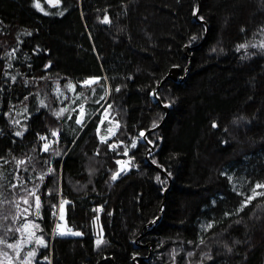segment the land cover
Instances as JSON below:
<instances>
[{
	"label": "trees",
	"instance_id": "1",
	"mask_svg": "<svg viewBox=\"0 0 264 264\" xmlns=\"http://www.w3.org/2000/svg\"><path fill=\"white\" fill-rule=\"evenodd\" d=\"M58 1L39 0L42 12L36 0H0V238L18 237L23 215L13 219L15 204L20 214L28 207L23 189L38 184L43 233L52 231L62 193L73 202L68 227L82 235L49 242V259L43 249L35 264H264V195L236 211L264 184V0ZM243 43L247 49L238 51ZM174 68L184 80L158 90ZM89 77L102 78L95 95L79 83ZM107 101L120 123L117 150L97 136L96 114ZM81 104L90 120L84 131L74 123ZM54 129L59 143L44 152L40 136L56 139ZM129 157L131 171L113 180L116 161ZM49 167L54 171L40 182ZM157 167L171 173L166 196L169 180ZM229 171L243 189H234ZM203 221L212 223L208 231Z\"/></svg>",
	"mask_w": 264,
	"mask_h": 264
},
{
	"label": "snow or ice",
	"instance_id": "2",
	"mask_svg": "<svg viewBox=\"0 0 264 264\" xmlns=\"http://www.w3.org/2000/svg\"><path fill=\"white\" fill-rule=\"evenodd\" d=\"M49 2H51V0H49ZM35 6L37 8L40 9V11H44L43 8H40V4H39V0H36V3H35ZM47 14V13H45ZM62 14V13H61ZM200 19H203V17L201 16ZM104 21L107 22L108 21V16L105 15L104 17ZM197 37L195 35H193L191 37V40H195ZM253 47H256L257 45H252ZM261 47V49H264V41L261 42V44L259 45ZM248 47V44L247 43H243V44H240L237 46V50L239 51V49L241 48H245L247 49ZM213 51H215V49H213ZM50 66V63L49 64H46L45 65V68H48ZM7 75V73H6ZM16 78L13 76L12 77V80L14 81ZM41 79H44V77H41ZM101 78L100 77H89V78H86L85 80L83 81H80V85L81 87H86L88 89L91 90V93L92 95H95L96 94V88L92 87L93 84H97L99 82ZM106 79V78H105ZM67 87L72 90V91H75V88H76V85L72 84L71 81L68 82L67 84ZM99 87L103 90L104 92V95H107L108 94V89L105 87V85H99ZM57 91H59V89H57ZM116 91H119V87H117ZM154 96H157L158 97V93L153 90V93H152ZM80 95H83V93H80ZM104 97L101 96L100 99H103ZM25 99H27V97H25ZM99 101H97L98 103ZM40 105L43 106V107H48V105L45 103V101L43 99H41L39 101ZM171 102H169L170 104ZM108 108L111 107V105H108L107 106ZM25 112H27V107H25L24 109ZM67 111V109H60L58 112H55V115L57 116V118L60 117L61 113ZM73 111H75V109H73ZM105 112H107V109L104 110ZM85 116V108H84V105L81 104L79 106V112H78V115H77V118L75 120V123L77 124H80L81 127H83V117ZM69 119H71V117H69ZM15 123H20L19 121H15ZM100 123H103V120L100 121ZM116 124L118 125L119 122L116 121ZM157 124L156 121H153V124L152 126L155 127ZM213 127H216V124L215 122H213ZM22 127H24L26 129V125H23ZM108 133L109 134H114L113 133V129L111 127H109L107 129ZM97 132H99V128H97ZM16 136H22L23 135V132L22 131H17L15 133ZM39 135V134H37ZM51 135L53 137H55V142L58 144L59 143V130L58 129H54L51 131ZM139 136L140 137H144L145 140H147V143L148 144H152L153 141H151L150 139H148L147 137H145L144 135V130H141L140 133H139ZM40 139L45 141V143L42 145V148L41 150L42 151H48L49 150V146L50 144L53 143V141L51 140H48V138L46 136H40ZM137 137H133L131 139V148H136L137 147ZM101 141L102 142H105L107 143V138L102 136L101 137ZM119 143H124L123 141H120ZM118 145L116 143H112V144H109L108 147L109 148H116ZM128 146H125L124 149H123V154L125 156L128 155ZM53 154L54 155H57L59 156L61 154V151L57 148V149H54L53 150ZM134 159V157H129V162ZM26 161L24 159H21V160H18L17 161V165H25ZM46 163H48L46 161ZM116 163L118 165H120V169L119 171H116L113 173L112 175V179L115 180L117 179V177L119 176L120 172L121 171H124V168H125V164L127 162L125 161H122V160H117ZM153 163H156L155 160H153ZM33 170L35 171V166H33ZM24 171H28V168L25 167L24 168ZM54 169H52L51 167H49L47 169V171H43L41 170L40 173L38 174V179L40 182H43L44 180V177L45 175H47V173H50V172H53ZM169 176H171V173L169 172L168 173ZM14 179H16L17 181L20 182V185L22 186L25 181L22 180V178L19 176V174L17 173V175H15ZM29 179H31V177H29ZM156 179L159 181L160 180V177L157 176ZM232 178L229 177V180H231ZM18 185L17 184H11L10 187H12L13 189L16 188ZM261 187H264V184H260V183H257L255 188H261ZM39 188V185L36 184L34 185V187L32 189H27V188H24L23 191L26 193V195L20 197V199L23 201V203L25 205H27L28 207L24 208L23 209V212L25 214H28L29 213V209H31L33 206L35 207V214L37 217H40V207H41V201H40V196L37 195V190ZM255 188L252 190V194L250 196H247L245 199H243L240 203V206L239 208L236 209L237 212H239L240 210L243 209L244 206L247 205L248 202H250L255 196L257 195H264V193H258L256 192ZM48 193L50 194L51 193V189H48L47 190ZM29 197H33L34 198V205L32 203H30V200H29ZM67 203L66 200H61L60 201V209H61V216H60V219L63 220L64 219V215H63V212H64V205ZM15 207L17 208V215H14L13 216V219L15 220L17 218V216L19 215V209H20V205L17 203L15 204ZM53 207H55V205H53ZM54 214V213H53ZM231 213L229 212H225L224 215H230ZM5 219H7V217H4ZM207 228H211L212 227V223L209 222L207 225H206ZM40 228V225L35 223V221H30L27 219V215H25V220L23 222V224L21 225V227L17 228L16 231L17 232H20L21 233V237L19 239H16L15 242L13 243H8L7 241H5L4 239L0 238V244H6L7 248L11 249L14 253H15V258H13L12 256H9L7 252H3V251H0V256H2L4 259L2 261H0V264H14V260L15 261H19V264H35V257H36V250L34 248H31L29 247V250L24 254L23 258H21V253L25 247V245H29L31 246L33 242H35L38 246H43V247H47V242L45 241L43 235H36L35 233V230L36 229H39ZM56 228L59 229V234L60 235H64L66 234L65 233V230L64 228L61 227L60 224H57L56 225ZM42 231V230H41ZM67 232L68 233H71L72 235H76V236H79V235H82V233L78 232V231H73L71 228H68L67 229ZM103 241L101 239H97L96 241V244L97 246L99 247L100 244L102 243ZM201 243H203V241L201 240ZM225 247H227V245H225ZM228 251H231V248H228ZM189 256H192L193 253L192 252H189L188 253ZM205 256H208L207 253H205ZM44 260H48V256H43L42 257ZM209 259H211L210 256H208ZM50 264V262H49Z\"/></svg>",
	"mask_w": 264,
	"mask_h": 264
},
{
	"label": "rangeland",
	"instance_id": "3",
	"mask_svg": "<svg viewBox=\"0 0 264 264\" xmlns=\"http://www.w3.org/2000/svg\"><path fill=\"white\" fill-rule=\"evenodd\" d=\"M101 80V79H100ZM100 80H99V82H100ZM98 82V83H99ZM96 85V84H95ZM94 86V85H93ZM78 111H79V109H78ZM78 114V113H77ZM77 117V116H76ZM112 117H115V119H116V121H118L119 122V120H118V118H117V114H114ZM76 120V119H75ZM75 123V122H74ZM120 124V123H119ZM75 125L78 127V128H80L79 127V125L77 124V123H75ZM110 126V123L108 124V125H106V127H109ZM81 129V128H80ZM106 130L107 129H105V132H106ZM48 139H52V138H48ZM43 141V140H42ZM44 142L45 141H43V144H44ZM127 160H129V159H127ZM131 163V162H130ZM119 171V170H118ZM227 175L229 176V177H231L232 179H231V182H232V184H233V187H234V189H236V190H238L239 188H241V189H243V185H242V181H243V179L242 178H240V177H238L237 175H235V171H229V172H227ZM247 185V184H246ZM254 188H255V186H254ZM253 188V189H254ZM252 189V190H253ZM252 190H251V192H250V195L252 194ZM255 190H256V192H258V193H262V191L264 190V187H261V188H255ZM249 195V196H250ZM257 196H259V195H257ZM257 196H255V197H257ZM254 197V198H255ZM35 212H36V210H35V207L33 206L31 209H29V213L28 214H25L24 212H23V208L20 210V214H19V216H22L23 215V217H21V219L23 220V222H24V220H25V215H27V219L28 220H30V221H35V223H37V224H39L40 225V221H39V218L40 217H37L36 216V214H35ZM63 215H64V219L63 220H61V227L62 228H64V230H65V233L66 234H64L65 236H70V237H79V236H76V235H72L71 233H68L67 232V229L69 228L68 227V224H67V222H66V216H67V209H66V207L64 206V212H63ZM209 222L208 221H203L202 223H201V225H200V227H201V229L202 230H204V231H208L210 228H207L206 227V225L208 224ZM42 230V228H41V225H40V228L39 229H36L35 230V233H36V235H43V237H44V239H45V241L47 242V247H43V246H38L35 242H33L32 243V245L31 246H29V245H25V247H24V249H23V251H22V253H21V258H23V256H24V254L29 250V247H31V248H34L35 250H36V257H35V261L38 259V256H39V253L43 250V249H46V252H45V256H49V254H48V249H49V242H50V240H51V233H48V235H46V233H43V230ZM93 232H94V234H95V238H96V241H97V239H103V236H104V234H103V231H102V228H101V225H100V222H99V217H96L95 218V220H94V223H93ZM12 236V235H11ZM21 237V233H18V237L17 238H15V239H13V240H5V241H7L8 243H13V242H15V240L16 239H19ZM0 251H3V252H7L8 253V255L9 256H12L13 258H15V253L11 250V249H9V248H7V246H6V244H0ZM4 258L2 257V256H0V261H2ZM14 264H19V261H15L14 260Z\"/></svg>",
	"mask_w": 264,
	"mask_h": 264
},
{
	"label": "built area",
	"instance_id": "4",
	"mask_svg": "<svg viewBox=\"0 0 264 264\" xmlns=\"http://www.w3.org/2000/svg\"><path fill=\"white\" fill-rule=\"evenodd\" d=\"M108 105H110L108 103V101L105 102L103 104V106L101 107V109L96 114L97 116L100 117V121L103 120V123H100V121H99V124H98V127H97V128H99V132H97V136H98V139H99V141L101 143H105V142L101 141V137L104 136V137L107 138V143H105V144H112V143H115V142H113V139L117 135L119 124L118 125L116 124L115 117H112V116L110 117L109 116L108 112H109L110 108L107 107ZM105 109H107V112L104 111ZM86 119H87V111L85 109V116L83 117V122ZM109 123H110L109 127H111L113 129V133L114 134H109L107 130L105 132V129L109 128V127H106V125H108ZM81 129H82V131H84L85 127L81 128ZM48 140L53 141V143L50 144V146H49V149H50L56 142H55V139H48ZM116 144L118 146L116 148H110V150H117L119 148V144L118 143H116ZM48 151H44V152H48ZM120 160L125 161L127 163L125 164L124 171H121L118 177H120L122 174H126V173H129L131 171L129 160H124V159H120ZM119 169H120V165H119ZM61 200H66L67 201V203L64 205L65 207H69V206L73 205V202L71 200H69L67 197H63V194L60 193L59 203H58L57 206H55L53 208V210L51 212V217L54 219V225H53V228H52V231H51L52 235H51L50 245H52L55 242L56 239L63 238V235L59 234L60 230L56 228L57 224L61 225V219H60V216H61L60 201ZM98 212H99V215H101L102 212H103V209L100 207Z\"/></svg>",
	"mask_w": 264,
	"mask_h": 264
},
{
	"label": "water",
	"instance_id": "5",
	"mask_svg": "<svg viewBox=\"0 0 264 264\" xmlns=\"http://www.w3.org/2000/svg\"><path fill=\"white\" fill-rule=\"evenodd\" d=\"M48 1V3L49 4H51L52 6H56V5H58V3H59V1L58 0H51V2H49V0H47ZM195 18L198 20L199 19V13H196V15H195ZM201 22H203V21H201ZM206 24V23H205ZM207 25V24H206ZM189 49L190 48H188V47H186L185 48V50H184V52L185 53H187L188 51H189ZM168 80H173V81H179V80H184V78H181L180 77V70L178 69V68H174L171 72H170V74L167 76V78L161 83V85L158 87V90L162 87V85L166 82V81H168ZM158 90L156 91V92H158ZM156 99H158L159 100V98L157 97V96H154ZM159 102L161 103V101L159 100ZM170 105H167V106H165L164 107V109L166 110V112H167V116H168V114H169V111H170ZM164 123V122H163ZM162 125H160V126H158L156 129H158V128H160ZM156 129H153L152 131H154V130H156ZM145 135V137H147L148 138V133H145L144 134ZM143 140L145 141V142H147V140H145V138L143 137ZM149 146H150V152H153L154 151V147H153V145L152 144H149ZM150 154L151 153H149L148 154V160L149 161H151V157H150ZM157 169H158V171H160L162 174H164L167 178H168V180H169V187L166 189V191H165V196L167 195V193L169 192V190H170V188H171V186H172V183H173V180H172V178L167 174V172L166 171H164V170H162L161 168H159V167H157ZM162 215H163V207H162V209H161V212H160V215H159V217L150 225L151 227H155L158 223H159V221L161 220V218H162Z\"/></svg>",
	"mask_w": 264,
	"mask_h": 264
},
{
	"label": "bare ground",
	"instance_id": "6",
	"mask_svg": "<svg viewBox=\"0 0 264 264\" xmlns=\"http://www.w3.org/2000/svg\"><path fill=\"white\" fill-rule=\"evenodd\" d=\"M102 79V78H101ZM101 81V80H100ZM85 108V107H84ZM86 109V108H85ZM87 111V110H86ZM90 120L89 119H86L84 122H83V127H86L88 124H89ZM80 128H83L81 127L80 124H78ZM53 139V138H52Z\"/></svg>",
	"mask_w": 264,
	"mask_h": 264
}]
</instances>
